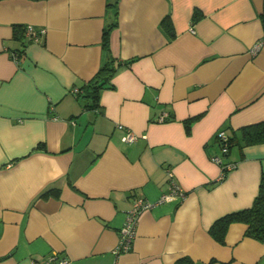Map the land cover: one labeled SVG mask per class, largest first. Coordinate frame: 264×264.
<instances>
[{"label": "crops", "instance_id": "1", "mask_svg": "<svg viewBox=\"0 0 264 264\" xmlns=\"http://www.w3.org/2000/svg\"><path fill=\"white\" fill-rule=\"evenodd\" d=\"M27 26L44 36L15 38ZM107 57L112 87L91 109L75 93ZM219 131L236 166L223 177ZM167 172L183 201H160ZM262 174L264 0H0V264H264L245 225L223 244L208 232L251 207ZM138 198L156 205L116 255Z\"/></svg>", "mask_w": 264, "mask_h": 264}, {"label": "trees", "instance_id": "2", "mask_svg": "<svg viewBox=\"0 0 264 264\" xmlns=\"http://www.w3.org/2000/svg\"><path fill=\"white\" fill-rule=\"evenodd\" d=\"M195 15V14H194ZM198 15V14H196ZM199 16V15H198ZM165 31L172 35L171 25L168 21L163 24ZM25 30L20 27L14 29V36L17 39L24 37ZM110 43V28L105 29L102 35V48L108 53ZM116 72L114 60L107 57L104 64L99 68L95 76L76 91V97L83 101L91 109L99 107L100 93L104 89L112 87L111 80ZM229 148V141H228ZM240 223L246 226L245 235L259 242H264V174L261 175L257 194L250 208L233 214H228L216 220L209 228L210 236L218 243L223 244L226 232L230 225ZM175 264H194L188 258H182ZM207 264H212L209 262Z\"/></svg>", "mask_w": 264, "mask_h": 264}, {"label": "built area", "instance_id": "3", "mask_svg": "<svg viewBox=\"0 0 264 264\" xmlns=\"http://www.w3.org/2000/svg\"><path fill=\"white\" fill-rule=\"evenodd\" d=\"M44 30H36L32 26L25 27L24 35L29 41H38L40 37L44 36ZM259 45L253 48V53L257 52L259 49ZM16 55H14V59ZM169 119V115L166 112H161L157 117V122L162 123L166 122ZM117 129L123 132L120 140L125 144H132L138 138L145 139V136H137L129 130H126L123 126H118ZM219 148L220 155L211 157L212 162L217 164L221 169V177H223L227 172L235 169V164L233 163H225L223 161L224 157L228 154V137L226 136L224 131H219L215 138ZM166 187L167 193L161 197L160 201H166L170 198L177 199L179 201H183L186 198L185 192L180 188L176 181L174 180V176L172 172H167L166 179ZM156 204L145 201L144 199L138 198L136 199L131 209L125 214V221L123 226L119 231V241L118 246L116 248V255L123 254L131 250L132 241L134 239L137 222L140 215L145 212L151 210ZM68 258H58L57 255L51 254L41 263L36 261L33 264H69Z\"/></svg>", "mask_w": 264, "mask_h": 264}]
</instances>
